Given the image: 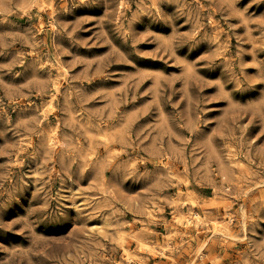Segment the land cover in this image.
Instances as JSON below:
<instances>
[{
    "label": "rangeland",
    "instance_id": "rangeland-1",
    "mask_svg": "<svg viewBox=\"0 0 264 264\" xmlns=\"http://www.w3.org/2000/svg\"><path fill=\"white\" fill-rule=\"evenodd\" d=\"M0 264H264V0H0Z\"/></svg>",
    "mask_w": 264,
    "mask_h": 264
}]
</instances>
